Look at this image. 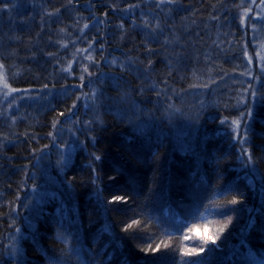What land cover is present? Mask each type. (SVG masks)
Masks as SVG:
<instances>
[{
  "label": "trees",
  "instance_id": "trees-1",
  "mask_svg": "<svg viewBox=\"0 0 264 264\" xmlns=\"http://www.w3.org/2000/svg\"><path fill=\"white\" fill-rule=\"evenodd\" d=\"M244 2L0 0V264H264Z\"/></svg>",
  "mask_w": 264,
  "mask_h": 264
},
{
  "label": "rangeland",
  "instance_id": "rangeland-1",
  "mask_svg": "<svg viewBox=\"0 0 264 264\" xmlns=\"http://www.w3.org/2000/svg\"><path fill=\"white\" fill-rule=\"evenodd\" d=\"M246 8L243 10L245 12L249 6H251V11L248 12L247 18L250 19L251 27L253 29L254 35H255V53L256 56H258L260 60V66H264V10H262L261 7H258L261 5V0H255L253 3V0H245ZM86 44V43H85ZM85 47V46H84ZM0 86L3 87V82L0 83ZM68 125L64 123L60 125L58 129V134L56 136V148L57 156L60 155V162L61 164L64 162H67L66 159H68L71 155V144L72 140L70 139V131L68 129ZM58 140V141H57Z\"/></svg>",
  "mask_w": 264,
  "mask_h": 264
},
{
  "label": "snow or ice",
  "instance_id": "snow-or-ice-1",
  "mask_svg": "<svg viewBox=\"0 0 264 264\" xmlns=\"http://www.w3.org/2000/svg\"><path fill=\"white\" fill-rule=\"evenodd\" d=\"M255 2V0H253V3ZM258 7H261L262 10H264V0H261V5H259ZM251 11V6H249V8L244 12V17H247L248 12ZM147 23V22H145ZM85 28L88 27V25H84ZM249 60H251V57H249ZM71 67V65H69V68ZM0 79L3 80V86L4 88H9V85L7 83V80L3 77H0ZM11 91H16V89H11ZM119 199V198H117ZM233 204L238 203V201L233 200L232 201ZM231 221H229L228 223H230ZM227 227V224H225L224 227H220L217 231L218 233H223L225 231V228ZM189 231H193L192 229H189ZM196 237L194 236H185V239H195ZM218 236H214V235H201L199 236L200 241H202V245L195 247V248H187L185 249V251L183 252L184 256L187 257H198L200 255V253L205 251V247L204 245H215L216 244V240H217ZM211 250V249H209ZM185 264H199V262L197 260H188L185 262Z\"/></svg>",
  "mask_w": 264,
  "mask_h": 264
}]
</instances>
